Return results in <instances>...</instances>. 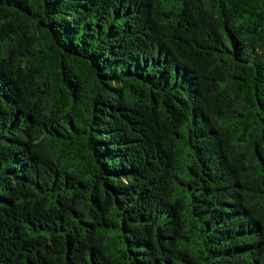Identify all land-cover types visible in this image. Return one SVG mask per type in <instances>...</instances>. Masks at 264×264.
<instances>
[{
    "label": "trees",
    "instance_id": "trees-1",
    "mask_svg": "<svg viewBox=\"0 0 264 264\" xmlns=\"http://www.w3.org/2000/svg\"><path fill=\"white\" fill-rule=\"evenodd\" d=\"M0 264H264V0H0Z\"/></svg>",
    "mask_w": 264,
    "mask_h": 264
}]
</instances>
